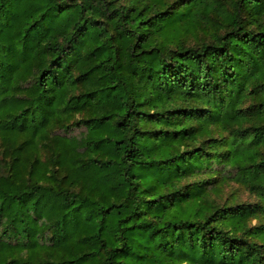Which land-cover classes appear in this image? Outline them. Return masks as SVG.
I'll use <instances>...</instances> for the list:
<instances>
[{
    "label": "trees",
    "instance_id": "16d2710c",
    "mask_svg": "<svg viewBox=\"0 0 264 264\" xmlns=\"http://www.w3.org/2000/svg\"><path fill=\"white\" fill-rule=\"evenodd\" d=\"M0 264H264V0H0Z\"/></svg>",
    "mask_w": 264,
    "mask_h": 264
},
{
    "label": "rangeland",
    "instance_id": "374dc122",
    "mask_svg": "<svg viewBox=\"0 0 264 264\" xmlns=\"http://www.w3.org/2000/svg\"><path fill=\"white\" fill-rule=\"evenodd\" d=\"M241 198L244 199V200H249L250 199L246 192L241 193Z\"/></svg>",
    "mask_w": 264,
    "mask_h": 264
}]
</instances>
